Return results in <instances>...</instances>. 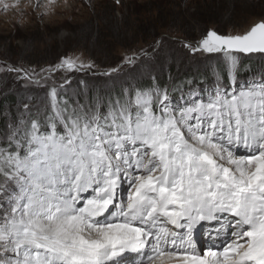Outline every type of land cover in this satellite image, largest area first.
I'll list each match as a JSON object with an SVG mask.
<instances>
[{"label": "snow or ice", "instance_id": "obj_1", "mask_svg": "<svg viewBox=\"0 0 264 264\" xmlns=\"http://www.w3.org/2000/svg\"><path fill=\"white\" fill-rule=\"evenodd\" d=\"M186 47L220 54L231 89L218 78L181 106L153 86L71 107L53 87L43 121L8 125L0 264H264V76L236 87L235 75L240 54L264 55V21ZM197 226L210 229L200 249Z\"/></svg>", "mask_w": 264, "mask_h": 264}, {"label": "rangeland", "instance_id": "obj_2", "mask_svg": "<svg viewBox=\"0 0 264 264\" xmlns=\"http://www.w3.org/2000/svg\"><path fill=\"white\" fill-rule=\"evenodd\" d=\"M236 1L240 3V0H55L49 5L48 0H19L17 7H9L7 11L0 7V55L14 56L13 62L0 58V104L9 96L15 98V103L0 106V147H7L8 125L15 127L21 120L43 121L50 112L49 92L53 87L61 106L66 101L71 107L77 104L87 107L97 99L107 104L108 97L117 90H122L124 96L125 89L131 92L153 86L167 88L173 104L181 106L190 93L206 98L218 78L220 85L230 90L228 68L220 54H194L186 45L195 46L207 30L237 34L264 21L262 7L254 13L256 17L241 18L221 15L216 7L211 18L222 20L217 29V26L196 25L190 20L199 5L207 17V4L233 5ZM6 2L13 4L15 0ZM157 8L162 9L167 23L186 26L189 39L173 31L157 34L154 26L160 22ZM150 16H154L151 18L155 22H147ZM136 17L146 26L140 37L125 31V22H134ZM105 27L111 31L112 39L100 42L101 35L102 38L110 36L100 33ZM92 29L96 30L95 35L90 34ZM131 56L136 58L133 64L125 60ZM64 58L91 67L56 70L55 66ZM220 67L226 72L227 83H223ZM25 73L31 78H25ZM235 75L236 87L260 79L264 76V55L240 54ZM203 76L209 77L203 78V87L198 81L193 82ZM184 83L189 88L174 94Z\"/></svg>", "mask_w": 264, "mask_h": 264}, {"label": "trees", "instance_id": "obj_3", "mask_svg": "<svg viewBox=\"0 0 264 264\" xmlns=\"http://www.w3.org/2000/svg\"><path fill=\"white\" fill-rule=\"evenodd\" d=\"M217 4H218V6H216V4H214V3H210V4H207L205 6V7H207L206 9L209 10V12H207L208 13L207 17L201 11L202 9L200 10V5H199V7L196 9V10H198L197 13H195V14L193 13L191 15L190 20H192V22L196 25H198V23L208 24L209 26H217L216 27V29H217L218 27H220V23L222 20L211 18L214 15V12H212V11H214L216 7L218 10V13H220L221 15L228 14L229 16L240 17V18L242 16H252V17L255 16L256 17L257 15L254 13H256L259 9H261V7L264 8V6H263L264 2H263V4H261V0H246V1L240 0V3L238 1H236L233 5H231V3H226V2L223 4H220V3H217ZM157 10H159L158 13H160L159 18H157V19L160 22L158 23V22L153 21V19H155V18H151V17H154V16H150V18L148 19L149 21H147V22H155L154 26L157 29L156 30L157 34H159L160 32H163V31H168V32L173 31L174 33L181 34L183 37L189 39L190 35H189L188 31H186V29H187V28H185L186 26H182V24H177V22H172L171 24L167 23L164 16L162 15V12H163L162 9L160 10V8H157ZM204 17H205V22H203ZM261 17H264V14ZM180 18L183 20L182 16H180ZM135 19L136 20H134V22H125L126 23L125 24V31L129 32L131 35H135L136 37H140L142 35L141 31H143L146 28V26L145 27L143 26V21H142V19H140V17H136ZM208 31L209 30H207L206 33ZM101 32L105 33V34H109L110 36H103V38H102V35H101L100 39H99L100 42L107 40V39L108 40L112 39L111 31L109 30L108 27L107 28L105 27L104 29H102V31H100V33ZM217 32L219 33V31H217ZM95 33H96V30H94V29H92L90 31V34H92V35H95ZM105 34H103V35H105ZM219 34H221V33H219ZM104 37H105V39H104ZM117 38H119V37L117 36ZM0 58L9 60L10 62H13L12 60H13L14 56H10V55L8 56L5 53H2L0 55ZM220 70H221L222 76H224L223 77L224 78L223 83H227V77H225L226 72L224 71V69L222 67H220ZM203 78H205V80H207V78H209V77L203 76L201 78H195L198 80L193 81V82L198 81L199 83L202 84L201 87H203V82H205V81H203ZM252 78H254V77H251L249 79H252ZM208 80H210V79H208ZM187 86H188L187 83L181 84V87H179V90L178 89L175 90V92H177V93H174V94H179L180 91H183L184 89L185 90L188 89L189 86L188 87ZM145 88H147V87H145ZM122 97H123V91L117 90L113 95H110L107 100L108 101L109 100L114 101L115 99L122 98ZM14 99H15L14 97L9 96V97L2 100L0 106L3 107L6 104L15 103Z\"/></svg>", "mask_w": 264, "mask_h": 264}, {"label": "water", "instance_id": "obj_4", "mask_svg": "<svg viewBox=\"0 0 264 264\" xmlns=\"http://www.w3.org/2000/svg\"><path fill=\"white\" fill-rule=\"evenodd\" d=\"M210 31V30H209ZM211 31H215V30H211Z\"/></svg>", "mask_w": 264, "mask_h": 264}, {"label": "bare ground", "instance_id": "obj_5", "mask_svg": "<svg viewBox=\"0 0 264 264\" xmlns=\"http://www.w3.org/2000/svg\"><path fill=\"white\" fill-rule=\"evenodd\" d=\"M210 56V55H209Z\"/></svg>", "mask_w": 264, "mask_h": 264}]
</instances>
